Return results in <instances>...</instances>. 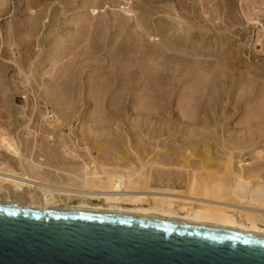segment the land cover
I'll use <instances>...</instances> for the list:
<instances>
[{
	"label": "rangeland",
	"instance_id": "rangeland-1",
	"mask_svg": "<svg viewBox=\"0 0 264 264\" xmlns=\"http://www.w3.org/2000/svg\"><path fill=\"white\" fill-rule=\"evenodd\" d=\"M3 136L21 155L0 168L88 192L121 175L147 194L124 208L254 207L231 191L264 189V0H0ZM43 194L0 182V203Z\"/></svg>",
	"mask_w": 264,
	"mask_h": 264
},
{
	"label": "water",
	"instance_id": "water-1",
	"mask_svg": "<svg viewBox=\"0 0 264 264\" xmlns=\"http://www.w3.org/2000/svg\"><path fill=\"white\" fill-rule=\"evenodd\" d=\"M0 264H264V236L229 228L0 203Z\"/></svg>",
	"mask_w": 264,
	"mask_h": 264
},
{
	"label": "bare ground",
	"instance_id": "bare-ground-1",
	"mask_svg": "<svg viewBox=\"0 0 264 264\" xmlns=\"http://www.w3.org/2000/svg\"><path fill=\"white\" fill-rule=\"evenodd\" d=\"M6 136H3L1 138L0 146L7 152L15 155V157L17 156V158H20L21 154L19 147L16 145L15 141L11 140ZM27 174L12 172L11 170H5L0 168V182H2V184L4 185H12V187L16 188V191H19L20 193H24L26 189L30 192L35 193L36 191L43 192V197L46 202H48L51 207H55L54 209L49 210L94 212L146 217L152 219H163L175 222L202 224L218 228H229L264 236V189L260 187H255V189L251 190L249 188V184H245L243 182H239L236 188L234 189L235 191L232 190L231 192H233L234 197L238 198L241 195L242 197H244V199H249L251 202L256 204L254 207H242L240 206V204L239 206H237L234 203L230 204L223 202H212L214 204H211L216 207L213 210L211 208L207 210H196L188 212L185 216H177L175 214L177 210L174 213V211L166 210L164 208H159L156 206H151L148 208L136 207L133 209L117 206V204L120 203H138L143 201L144 198H146L147 196L145 192H132L131 190H128L126 183H128L130 180H123V178L125 179V177L121 175L119 176V178L121 179L113 183L116 189L108 190L106 187V185H108L107 182L103 180V177H101V175L95 172L93 177L99 182V190L94 192H88L86 190H74L71 188L52 185L40 181V179H37L36 177L34 178V176ZM56 195H66L69 197L80 198L82 197L84 199L94 198L97 196L100 198L99 200L103 199L104 203L101 205L85 203L81 204L78 207L69 208L63 207L58 204L56 202ZM230 200L233 201V198L231 197ZM211 204L209 203L208 205ZM223 209H232L233 211H238L239 214L241 212V214H243L244 216L246 215V221L248 222H244L245 220L243 221L239 218V216L236 217L235 215L233 216L231 214H228V212L224 211Z\"/></svg>",
	"mask_w": 264,
	"mask_h": 264
},
{
	"label": "built area",
	"instance_id": "built-area-1",
	"mask_svg": "<svg viewBox=\"0 0 264 264\" xmlns=\"http://www.w3.org/2000/svg\"><path fill=\"white\" fill-rule=\"evenodd\" d=\"M46 117H47L48 120L51 121L54 118V115H51V114L47 113Z\"/></svg>",
	"mask_w": 264,
	"mask_h": 264
}]
</instances>
